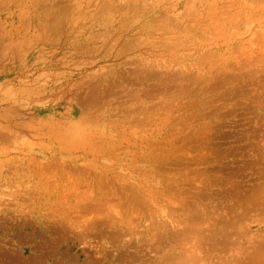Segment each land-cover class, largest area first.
Here are the masks:
<instances>
[{
	"label": "rangeland",
	"instance_id": "374dc122",
	"mask_svg": "<svg viewBox=\"0 0 264 264\" xmlns=\"http://www.w3.org/2000/svg\"><path fill=\"white\" fill-rule=\"evenodd\" d=\"M0 41V264H264V0H0Z\"/></svg>",
	"mask_w": 264,
	"mask_h": 264
},
{
	"label": "bare ground",
	"instance_id": "6f19581e",
	"mask_svg": "<svg viewBox=\"0 0 264 264\" xmlns=\"http://www.w3.org/2000/svg\"><path fill=\"white\" fill-rule=\"evenodd\" d=\"M53 37V36H52ZM4 38V37H3ZM55 38V37H54ZM59 39V38H58ZM60 40V39H59ZM1 42V41H0ZM47 44V43H46ZM114 45V44H113ZM149 77V76H148ZM153 77H155V76H153ZM150 78V77H149ZM145 79V78H144ZM165 79V78H164ZM153 80V79H152ZM159 80V79H158ZM148 81V80H147ZM154 81V80H153ZM157 81V80H156ZM92 82V81H91ZM93 83H97L98 84V86L99 85H101L102 86V88H104V87H106L107 85V87H110V86H117V84H119V81H118V83H117V81L116 80H114L113 82H111V81H107V82H101V81H95V82H93ZM88 84H90L91 85V83H88ZM123 84V83H122ZM95 85V84H94ZM97 86V85H96ZM118 87V86H117ZM96 88V87H95ZM98 88V87H97ZM99 91V90H98ZM101 93V92H100ZM87 101V100H86Z\"/></svg>",
	"mask_w": 264,
	"mask_h": 264
}]
</instances>
